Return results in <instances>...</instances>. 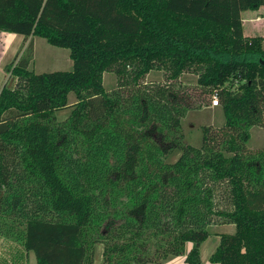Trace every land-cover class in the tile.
<instances>
[{"label":"trees","instance_id":"1","mask_svg":"<svg viewBox=\"0 0 264 264\" xmlns=\"http://www.w3.org/2000/svg\"><path fill=\"white\" fill-rule=\"evenodd\" d=\"M261 6L0 0V32L29 38L0 90V237L12 264L30 253L94 264L96 245L100 264H264V148L246 147L251 128L264 130V39L245 37L240 17ZM34 37L68 49L73 70H29ZM162 69V82L145 81ZM213 97L222 126H202L193 146L183 120ZM228 225L202 262L212 228Z\"/></svg>","mask_w":264,"mask_h":264},{"label":"rangeland","instance_id":"2","mask_svg":"<svg viewBox=\"0 0 264 264\" xmlns=\"http://www.w3.org/2000/svg\"><path fill=\"white\" fill-rule=\"evenodd\" d=\"M250 25V26H249ZM252 28V29H248ZM244 31L246 34H256L259 33L264 35V21L256 24H247L245 21ZM3 40H9L3 47V50L0 54V90L5 84L7 76V71L4 66L11 62L15 52L19 49L20 43L15 40H24V37L14 33H6ZM33 49L34 55L32 63L29 66V70L35 73H48L53 71H63L73 70V60L69 57V50L64 48H58L48 44L45 39L40 37L33 38ZM25 48H23L24 50ZM21 51V53L23 52ZM20 53V54H21ZM164 70L152 71L146 75L145 81L149 83H160L164 79ZM181 82L184 85H192L195 83L196 76L190 72L184 74L181 78ZM116 80L113 75L105 73L103 75V86L106 89L113 88L115 86ZM70 102L74 101V96L70 95ZM69 109L59 110L55 113L56 119L58 121H63L68 117ZM220 108L216 106L202 108L201 110L189 112L183 120L182 127L183 133H185V140L193 146H199L201 144L200 139V128L202 126L210 127L211 129L217 130L222 126L223 118ZM250 138L246 144L248 149H262L264 148V130L258 127L251 128ZM180 154V150L175 148L166 158L167 163H175ZM233 226H216L211 230V235L207 240H205L200 247V259L202 262H207L209 255L214 251L218 243L217 234L223 232H232ZM5 241V239H4ZM2 246V243H0ZM3 245H6L3 243ZM16 245V244H15ZM189 244L186 246L188 249ZM101 253L102 247L96 245L95 255H94V264H100L101 262ZM34 255L30 253V256L24 260V264H36Z\"/></svg>","mask_w":264,"mask_h":264},{"label":"crops","instance_id":"3","mask_svg":"<svg viewBox=\"0 0 264 264\" xmlns=\"http://www.w3.org/2000/svg\"><path fill=\"white\" fill-rule=\"evenodd\" d=\"M240 17H241V23H242V32H243V35L245 37L260 36L264 39V35H261L259 33L248 35L244 31L245 21L247 24H256V23H261L264 21V6L259 7L257 10L242 11L240 13ZM248 29H252V28H248ZM4 35H7L6 32H0V54L3 50V47L6 44V42L9 41V40H3ZM15 41L20 43L19 49L15 52V55H16L17 53L20 54L21 51L23 50V48L26 47L27 42L29 41V38L27 40H21V41L15 40ZM262 45L264 47V41H263ZM33 52H34V49H33ZM14 56H13V58H14ZM31 63H32V61H31ZM30 64H29V66H30ZM5 66H4V68H5ZM29 66H28V68H29ZM0 243H2V246L0 245V264H12V260L10 259L11 258V255H10L11 254V248L9 246V243L4 241V239L2 237H0ZM3 243L6 245H3ZM29 256H30V254L28 255V257ZM204 263H206V262H204ZM163 264H184V256L171 257L168 260L164 261Z\"/></svg>","mask_w":264,"mask_h":264},{"label":"built area","instance_id":"4","mask_svg":"<svg viewBox=\"0 0 264 264\" xmlns=\"http://www.w3.org/2000/svg\"><path fill=\"white\" fill-rule=\"evenodd\" d=\"M211 104H212V106H216L217 105V99L215 97L212 98Z\"/></svg>","mask_w":264,"mask_h":264},{"label":"water","instance_id":"5","mask_svg":"<svg viewBox=\"0 0 264 264\" xmlns=\"http://www.w3.org/2000/svg\"><path fill=\"white\" fill-rule=\"evenodd\" d=\"M261 64H262V66H264V60H261Z\"/></svg>","mask_w":264,"mask_h":264}]
</instances>
